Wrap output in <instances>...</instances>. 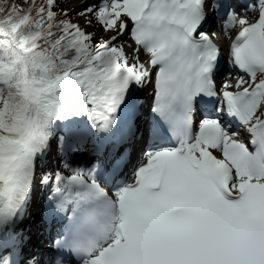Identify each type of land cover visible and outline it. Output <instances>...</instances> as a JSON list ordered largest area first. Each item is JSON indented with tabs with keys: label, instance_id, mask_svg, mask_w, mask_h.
Returning <instances> with one entry per match:
<instances>
[{
	"label": "snow or ice",
	"instance_id": "snow-or-ice-1",
	"mask_svg": "<svg viewBox=\"0 0 264 264\" xmlns=\"http://www.w3.org/2000/svg\"><path fill=\"white\" fill-rule=\"evenodd\" d=\"M0 264H264V0H0Z\"/></svg>",
	"mask_w": 264,
	"mask_h": 264
}]
</instances>
